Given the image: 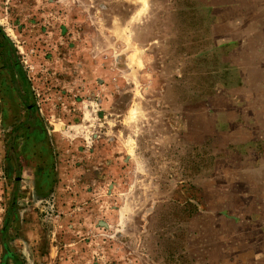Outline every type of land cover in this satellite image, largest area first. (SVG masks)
<instances>
[{
	"label": "rangeland",
	"instance_id": "1",
	"mask_svg": "<svg viewBox=\"0 0 264 264\" xmlns=\"http://www.w3.org/2000/svg\"><path fill=\"white\" fill-rule=\"evenodd\" d=\"M4 242L19 264H264V0H0L15 264Z\"/></svg>",
	"mask_w": 264,
	"mask_h": 264
},
{
	"label": "trees",
	"instance_id": "2",
	"mask_svg": "<svg viewBox=\"0 0 264 264\" xmlns=\"http://www.w3.org/2000/svg\"><path fill=\"white\" fill-rule=\"evenodd\" d=\"M2 38L6 41L8 46H10L9 40L4 35H2ZM15 202H16V195H15V193H13L12 197H11V199L9 201V207H8V211L6 213V217H5V220H4V226L1 229V232H2L3 236L6 235L9 221L11 220L12 216L14 215ZM4 244H5V247H6L7 251H8L7 254L12 256V259H14V263L15 264H19L18 261H17L16 255H14L12 253L11 249L9 248V246H7V244L5 242H4Z\"/></svg>",
	"mask_w": 264,
	"mask_h": 264
},
{
	"label": "flooded vegetation",
	"instance_id": "3",
	"mask_svg": "<svg viewBox=\"0 0 264 264\" xmlns=\"http://www.w3.org/2000/svg\"><path fill=\"white\" fill-rule=\"evenodd\" d=\"M28 128V127H27Z\"/></svg>",
	"mask_w": 264,
	"mask_h": 264
}]
</instances>
